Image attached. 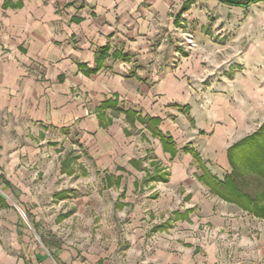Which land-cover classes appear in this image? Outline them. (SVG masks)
Listing matches in <instances>:
<instances>
[{
  "label": "rangeland",
  "instance_id": "374dc122",
  "mask_svg": "<svg viewBox=\"0 0 264 264\" xmlns=\"http://www.w3.org/2000/svg\"><path fill=\"white\" fill-rule=\"evenodd\" d=\"M74 4L75 9L83 5L82 1ZM186 5L190 7L189 3ZM78 8L76 11L60 10V18L65 20L60 25L67 24L73 14L75 19H80L77 15H81L84 6ZM194 8L184 14L186 20H191L188 25H175L179 23L177 17L174 21L178 12L173 8L167 13L166 22H175L170 29L164 22L162 28L156 26L151 35L147 34L149 31L138 35L134 38L137 42L123 36L119 43L120 37L112 34L107 43L109 55L94 73L95 59L91 62L76 57L68 63L69 69H78L86 76L111 71L110 74H121L155 92L152 97H145L147 92L138 91L139 100L148 98L149 102L147 105L145 102L131 104V107L126 101L118 102L113 95L110 99L115 100L116 108L120 109L116 111L111 104L106 107L96 104L91 95L77 86L68 91L71 99L68 104L74 103L75 109L83 106L84 117L96 118L100 127L110 126L114 119L117 123L122 121L124 135L131 136L134 146L135 159L128 164L136 170L126 165L110 171L97 161L90 151L94 136L85 131L80 118L71 124L60 121L54 125L34 124L23 141L24 154L10 153L0 157L1 173L13 187L3 189L1 184L0 196L8 205L11 217L21 223L28 245L38 246L47 253L41 244L44 240L54 249L66 250L78 264H151L157 262L160 251L196 255L198 241L204 243L215 238L206 226L198 234V212L192 205L195 185L185 187L170 182L168 163L171 160L163 155V162L162 156L157 158L155 151L162 148L168 154L166 141L175 151L174 157L169 154L171 159L178 153L190 155L188 175L194 183H201L198 178L203 170L211 174L192 141L198 133V107L210 108L213 98L228 95H232L231 100L235 102L237 96L231 90L236 89L241 96L242 82L249 75L257 85L264 86V80L252 74L258 69L255 64L249 68L241 59L244 48L248 47L242 26L250 18L256 20L264 16V11L226 9L205 0H198ZM83 31L81 35L88 39ZM80 38L78 35L67 38L68 45L76 44ZM95 50L98 49L93 48L94 53ZM114 51L120 53L119 58L113 57ZM75 70L73 77L77 82ZM67 71L66 68L64 72ZM168 76L172 85L179 80L184 83V90L169 100L163 89ZM89 80L94 79L91 76ZM66 81V76L63 81L59 79L60 97L62 89H67ZM66 106L60 100L59 113ZM150 118H158L160 123L168 122L180 131L181 137L176 135L173 140L164 126L160 123L155 126ZM14 142L17 141H11ZM228 149L229 168L228 172L220 173L221 177L231 172ZM261 158L264 152L259 157L251 154L246 160H234L241 173L237 176V185L251 196L264 191V178L253 173L254 168L264 169ZM155 173L163 175L165 180L152 179Z\"/></svg>",
  "mask_w": 264,
  "mask_h": 264
},
{
  "label": "crops",
  "instance_id": "0c3cea01",
  "mask_svg": "<svg viewBox=\"0 0 264 264\" xmlns=\"http://www.w3.org/2000/svg\"><path fill=\"white\" fill-rule=\"evenodd\" d=\"M78 1L83 3L78 9L84 6L81 15H77L80 20H74L73 14L67 24L60 25L65 20L58 12L63 8L76 11L74 3ZM205 1L218 3L226 9L249 11L255 8L264 11L263 1L249 4L245 0ZM188 3L190 7L184 11ZM195 6H198V0H0V157L10 153L24 154L23 141L29 127L34 124L54 125L59 121L71 124L80 118L85 131L94 136L90 151L97 161L105 164L110 171L129 165L128 161L135 159L132 155L134 146L131 136L124 135L122 121L117 123L114 119L110 126L100 127L96 118L84 117L83 106L75 109L72 106L74 103L68 104L71 100L68 91L77 86L88 96L91 95L96 104L116 95L118 102L126 101L130 107L149 102L148 98L146 101L139 100L138 91L147 92L145 97H152L155 92L145 84L123 78L121 74H110L111 71L86 76L76 69V82L73 77L75 69H69L68 63L76 57L94 62L96 52L93 48L107 45L112 34L120 37L117 39L119 43L123 36L137 42L138 39L134 38L138 35L148 31L147 34L151 35L153 29L161 27L164 22L170 29L176 17H179V23L175 25L182 24L184 27L191 21L186 20L184 14L196 9ZM173 8L178 14L172 23L166 22L167 13ZM83 30L88 39L81 35ZM75 34L81 37L80 40L68 45L67 38ZM242 34L248 47L244 48L241 59L249 68L255 64L258 69L253 73L249 70V74L259 75L264 80V16L245 21ZM127 44H130L129 41ZM65 67L69 72H64ZM65 76L67 89H62L63 96L60 97L58 83ZM91 76L93 81L89 80ZM250 76L242 82L241 96L237 95L236 89L231 90L237 96L235 102L231 100L232 95H228L213 98L210 108L198 107L196 126L199 134L192 141L211 174L220 180L224 178L220 173L228 172L229 168L227 149L264 123V86L257 85ZM171 83L168 76L163 88L168 100L184 90L182 81ZM60 100L67 105L61 113ZM160 126H164L173 140L181 134L166 121H162ZM13 140L17 142L11 143ZM155 154L162 159L163 155H167V159L171 160L168 163L170 182L185 187L195 185L192 205L198 212V234L206 226L215 238L204 243L198 241L196 255L160 251L155 257L157 262L151 264H264V219L249 214L236 204L223 201L214 193L211 195L203 182L194 183L188 175L190 155L178 153L171 159L162 148L157 149ZM1 168L0 161V185L11 190L12 184L1 173ZM8 208L0 196V264H51L48 258L56 264H78L66 250L54 249L44 240L41 244L47 253H43L38 246L28 245L21 223L11 217Z\"/></svg>",
  "mask_w": 264,
  "mask_h": 264
},
{
  "label": "trees",
  "instance_id": "16d2710c",
  "mask_svg": "<svg viewBox=\"0 0 264 264\" xmlns=\"http://www.w3.org/2000/svg\"><path fill=\"white\" fill-rule=\"evenodd\" d=\"M258 1L264 0H245L246 4L255 3ZM188 7H184L183 10H187ZM179 19V17H177ZM79 21L80 19H74ZM178 21V20H176ZM120 53L114 51L112 54L115 59L119 58ZM95 65L96 69L93 71H98L101 67V63L105 60V58L109 55V47L108 45L99 47L95 53ZM81 68L82 65H80ZM90 74V73H89ZM112 105V108L116 111L120 110L117 107V103L115 100H105L101 103L102 107H106L107 105ZM126 114L130 113V111H125ZM138 120L139 117H137ZM149 121L151 123L158 125L160 120L158 118H150ZM159 135V132L156 131ZM161 141L163 142V138L161 137ZM166 151H169V154L174 157L175 151L171 148V145L165 141ZM264 152V124L252 135L246 137L245 139L240 140L232 147L228 149V156L231 164V172L227 174L223 180H219L209 174L206 170H203L202 175L198 178L201 182H203L209 189L211 193L216 194L219 198H221L225 202L233 203L238 205L244 211L248 212L255 217L264 219V191L254 194L251 196L248 192L243 190L241 187L237 185V176L241 173L238 171V165H234V160L237 158L243 160L248 159V156L251 154H255L257 157L262 155ZM264 161V158H261ZM252 170V169H251ZM250 171V170H249ZM253 173L264 178V169L257 168L253 170ZM156 176L151 177L152 179L157 180H165L164 176L158 173H155Z\"/></svg>",
  "mask_w": 264,
  "mask_h": 264
}]
</instances>
